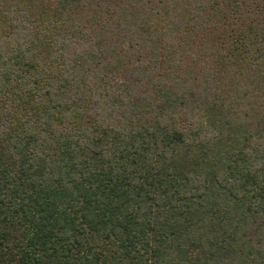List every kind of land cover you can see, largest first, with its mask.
Wrapping results in <instances>:
<instances>
[{
	"label": "trees",
	"instance_id": "1",
	"mask_svg": "<svg viewBox=\"0 0 264 264\" xmlns=\"http://www.w3.org/2000/svg\"><path fill=\"white\" fill-rule=\"evenodd\" d=\"M0 264H264V0H0Z\"/></svg>",
	"mask_w": 264,
	"mask_h": 264
}]
</instances>
